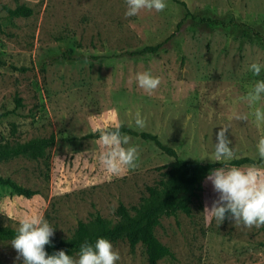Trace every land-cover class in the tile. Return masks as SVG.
I'll return each mask as SVG.
<instances>
[{
  "label": "rangeland",
  "instance_id": "1",
  "mask_svg": "<svg viewBox=\"0 0 264 264\" xmlns=\"http://www.w3.org/2000/svg\"><path fill=\"white\" fill-rule=\"evenodd\" d=\"M179 1L186 7L167 0L162 12L125 17V0H0V113H10L0 142L55 137L47 160L0 163V176L38 192L25 198L0 186V226L16 229L20 220L40 215L55 235L69 238L96 212L112 224L120 204L134 214L160 168L174 159L131 136L138 166L109 176L98 158L104 148L96 142L97 123L157 135L187 160L211 153L216 132L226 127L237 159L260 158L264 115L256 110L264 113V99L250 101L247 94L264 80V69L258 76L249 70L253 62L264 65V0ZM19 5L32 16L12 17L5 9ZM161 43L158 54L128 55ZM146 70L161 77L151 95L135 80ZM137 112L143 128L135 125ZM91 114L103 119L92 121ZM202 186L191 216L161 219L156 236L174 257L157 264H264V225L207 215L215 193L205 180ZM9 242L0 241V260L22 264ZM112 243L121 256L117 264H148L141 244Z\"/></svg>",
  "mask_w": 264,
  "mask_h": 264
},
{
  "label": "clouds",
  "instance_id": "2",
  "mask_svg": "<svg viewBox=\"0 0 264 264\" xmlns=\"http://www.w3.org/2000/svg\"><path fill=\"white\" fill-rule=\"evenodd\" d=\"M125 17H134L141 10L162 12L167 7V0H125ZM264 65L253 62L249 70L260 75ZM136 84L151 95L161 84V77L153 75L150 70L137 72ZM250 101L264 99V80H257L247 94ZM112 119L118 118L117 109H112ZM257 117L264 113L256 110ZM92 121H100L102 115L90 116ZM145 118L137 112L135 125L145 126ZM99 137L96 142L103 146L99 161L109 176H119L125 170L136 168L138 147L130 144L131 136L122 133L121 125H95ZM256 149L259 163L238 165L229 163L237 159L231 145L226 127L219 128L215 134L214 150L205 151L200 161L209 160L219 167H213L205 177L215 193V198L205 204L204 212L218 221L231 219L245 226L264 225V136H261ZM56 228L43 216L31 215L19 221L15 235L10 240L17 258L22 264H117L121 256L111 240L98 237L94 242L85 241L75 255L66 254L60 249L49 254L46 245H52Z\"/></svg>",
  "mask_w": 264,
  "mask_h": 264
},
{
  "label": "trees",
  "instance_id": "3",
  "mask_svg": "<svg viewBox=\"0 0 264 264\" xmlns=\"http://www.w3.org/2000/svg\"><path fill=\"white\" fill-rule=\"evenodd\" d=\"M186 7L185 2L174 0ZM12 17H30L33 10L26 5H19L15 9L5 7ZM189 13V11H188ZM190 14V13H189ZM191 15V14H190ZM194 17V16H193ZM181 23L178 25L180 28ZM163 44L146 46L140 50L129 52L130 56H142L147 54H158ZM21 106V99L16 98V107ZM9 112L0 113V126L8 118ZM12 133L15 134L16 125H12ZM122 133L137 137L143 141L150 142L164 154L174 159L169 165L160 168V179L146 188L147 196L139 206L132 207L134 214L125 205L120 204L116 210L118 221L107 222L100 213L91 215L87 222L80 221L69 238H60L54 235L51 246H45L46 251L63 249L66 254L75 255L80 245L85 242H94L98 237H104L112 242L125 240L131 249L141 244L146 252L148 264H157L166 257H174L173 252L165 246L156 236V229L161 219L166 216H177L184 213L191 216L194 201L200 200L203 191L202 183L213 167L219 164L204 162L199 159L187 160L180 158L177 151L163 143L159 136L138 132L127 126H121ZM55 144V137L33 139L24 143L0 142V163L16 158H27L31 160L48 159L47 151ZM259 163L249 157L234 159L229 163L245 165ZM0 186L8 188L12 194L25 198H32L38 192L24 187L9 177L0 176ZM16 229L0 226V241H10L15 235ZM0 264H8L1 261Z\"/></svg>",
  "mask_w": 264,
  "mask_h": 264
}]
</instances>
